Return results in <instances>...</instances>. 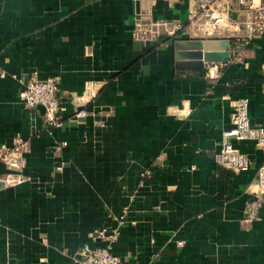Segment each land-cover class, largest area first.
Returning <instances> with one entry per match:
<instances>
[{
    "label": "crops",
    "instance_id": "1",
    "mask_svg": "<svg viewBox=\"0 0 264 264\" xmlns=\"http://www.w3.org/2000/svg\"><path fill=\"white\" fill-rule=\"evenodd\" d=\"M188 6L0 0V147L27 140L14 163L0 160V264H81L79 250L102 245L97 230L121 217L113 252L123 264H264V205L243 222L264 152L230 138L250 168L215 160L234 99L248 97L264 126V36L234 49L216 78L211 62L178 68L175 42L205 39L190 32ZM143 16L186 28L144 43L133 36ZM32 74L57 77L60 125L25 106Z\"/></svg>",
    "mask_w": 264,
    "mask_h": 264
},
{
    "label": "built area",
    "instance_id": "2",
    "mask_svg": "<svg viewBox=\"0 0 264 264\" xmlns=\"http://www.w3.org/2000/svg\"><path fill=\"white\" fill-rule=\"evenodd\" d=\"M187 19L191 33L202 34L205 39H234V49H238L244 42L264 36V0H189ZM185 28L186 24L179 20L143 16L136 20L133 36L148 43L158 37H176L183 33ZM235 31L240 33L234 34ZM211 63L207 75L216 78L219 76V64ZM22 83L25 106L37 109L39 105H43L44 122L49 125H60L62 105L57 77L40 79L36 74H32L26 80H22ZM249 103V98L245 96L234 99L232 126L224 132L221 147L215 154V160L219 165L234 172L247 171L251 166V160L246 153L231 143L230 138L240 141L252 140L264 152V126L251 122ZM77 115L85 116L86 111L80 110ZM13 145L12 148L6 145L0 147L2 162L14 163L10 156L11 150L25 147L27 140L15 138ZM247 190L250 197L243 209V222L250 226L260 218L259 211L264 205V161L258 167L256 180ZM118 222L119 227H101L97 230V237L104 242L102 245H86L79 250L81 264H123L121 258L113 252V244L118 240L120 226L124 223L122 217ZM184 242L180 241L178 244L183 245Z\"/></svg>",
    "mask_w": 264,
    "mask_h": 264
},
{
    "label": "water",
    "instance_id": "3",
    "mask_svg": "<svg viewBox=\"0 0 264 264\" xmlns=\"http://www.w3.org/2000/svg\"><path fill=\"white\" fill-rule=\"evenodd\" d=\"M176 66L184 69L203 68L205 63H225L234 55V45L226 38L186 39L175 42ZM38 108L44 113L45 107Z\"/></svg>",
    "mask_w": 264,
    "mask_h": 264
}]
</instances>
